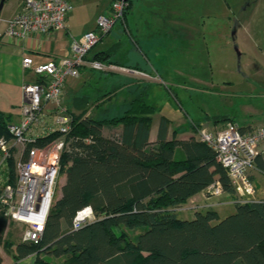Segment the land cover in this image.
<instances>
[{
  "label": "trees",
  "instance_id": "16d2710c",
  "mask_svg": "<svg viewBox=\"0 0 264 264\" xmlns=\"http://www.w3.org/2000/svg\"><path fill=\"white\" fill-rule=\"evenodd\" d=\"M132 4L130 0L126 18ZM87 59L122 65L108 54H88ZM150 88L137 87L121 112L110 118L88 116L87 110L81 115L69 112L61 195L41 240L19 244L15 262L36 255V264H51L50 257L64 258L65 264H264V199L236 201L227 169L198 138L200 123L194 127L197 137L169 139L170 120L162 116L157 140L151 142L153 117L160 110L147 101ZM220 121L233 122L226 117ZM1 136L12 137L2 113ZM61 136L56 131L39 137L28 149ZM179 146L184 157L176 155ZM256 169L264 173V159L257 158ZM5 170V177L15 184L13 160ZM216 182L233 199L235 212L223 218L209 209L190 220L181 218L180 206ZM88 206L94 218L75 229V216ZM7 224L0 205V242Z\"/></svg>",
  "mask_w": 264,
  "mask_h": 264
},
{
  "label": "built area",
  "instance_id": "2783aa9c",
  "mask_svg": "<svg viewBox=\"0 0 264 264\" xmlns=\"http://www.w3.org/2000/svg\"><path fill=\"white\" fill-rule=\"evenodd\" d=\"M129 6L130 0H112L110 13L98 17L95 30L72 39L69 56L49 58L38 65L33 64L31 56L23 60L24 67L32 68L37 79H42L24 85L22 120L8 126L11 139L0 137V205L8 219L26 225L22 237L25 243L41 240L59 189L61 154L67 146L65 135L71 129L72 120L64 103L66 82L69 77L78 78L85 66L110 72L126 69L88 60L87 55L116 25L125 22ZM72 8L71 0H23L21 10L8 20L6 35L9 38L47 35L65 26ZM56 131L62 133L60 138L42 147L28 149L37 138ZM198 138L213 149L218 161L227 169L235 188L236 201L247 203L257 199L252 171L256 169L257 158L264 159V125L249 130L241 129L232 121L220 128L202 126L198 130ZM18 145L22 149L17 156L16 182L12 184L2 171L14 156L13 147ZM205 191L207 198L224 194L218 182ZM93 218L90 206L81 209L74 218V228Z\"/></svg>",
  "mask_w": 264,
  "mask_h": 264
},
{
  "label": "crops",
  "instance_id": "0c3cea01",
  "mask_svg": "<svg viewBox=\"0 0 264 264\" xmlns=\"http://www.w3.org/2000/svg\"><path fill=\"white\" fill-rule=\"evenodd\" d=\"M182 1L133 0L125 22L118 24L89 53V56L108 54L109 59L119 62L123 65L120 67L126 69L113 72L117 73L118 76L114 77L113 80L110 79V81H106L110 77L103 74L95 75L94 78L92 76L94 70L88 66L81 68V74L78 78L69 77L64 93V103L69 112L73 115H79L88 105L90 99L104 93L111 85L113 87L122 86L121 90L134 92L140 85L150 84L151 88L147 101L152 104L150 100L154 91H157L155 88L163 84L162 75L164 68L167 67L168 55L173 54L174 49L178 46V41L181 40L182 42L184 38ZM111 2L112 0H71L73 8L69 12L63 28H57L47 35L32 34L26 38H9L6 35L8 20L21 10L23 0H6L0 16V113L5 116L8 126L22 120V104L25 101L24 85L35 82L38 77L32 68L24 67V58L31 56L33 64L38 65L49 58L59 59L69 56L72 39L80 38L84 33L95 30L98 17L110 13ZM223 19L227 21L225 16ZM131 36L137 40V43L132 40ZM261 95L264 97L263 90ZM154 106L158 107L157 105ZM48 107L51 108L52 106L49 105ZM162 116L166 115L160 111L153 117L151 142L157 140ZM156 117H159V121L156 123L155 135L153 128ZM221 119V117L217 118L219 122H214V119L209 120L211 122L209 127L220 128L224 126L226 122L220 121ZM169 120V139L173 136L179 140L197 137L194 124L198 120L191 119L189 124L177 123L176 125L174 120L171 118ZM231 120L243 130L264 125V120L255 125H240L233 118ZM176 155L184 157L183 149L180 146L176 150ZM257 172H253L252 177L257 186L258 195ZM205 193L204 190L192 197L187 204L180 206L179 213L187 214L188 211L193 210L195 215L196 212H206L213 209L222 217L220 213L222 205L233 202L231 197L226 200L221 198L214 200V198H207ZM257 199H264V197L257 196ZM25 228L26 225L8 219L3 240L0 242L2 264H36V255L22 258L17 262L13 258L17 246L23 243L22 237ZM40 258H45V254H41ZM49 260L51 264H65L64 258L50 257Z\"/></svg>",
  "mask_w": 264,
  "mask_h": 264
},
{
  "label": "rangeland",
  "instance_id": "374dc122",
  "mask_svg": "<svg viewBox=\"0 0 264 264\" xmlns=\"http://www.w3.org/2000/svg\"><path fill=\"white\" fill-rule=\"evenodd\" d=\"M182 8L184 38L178 41L173 54L168 55L163 84L155 88L151 103L174 120L175 125L189 124L194 119L201 127H209V120L216 117H231L240 125L263 122L264 0H183ZM93 72L94 78L102 74L110 77L106 81L118 76L110 71ZM121 87L111 85L104 93L90 99L82 112L87 110L88 116L95 118L117 115L133 92ZM158 121L156 117L155 135ZM20 149V145L13 147L14 156L10 158L16 176ZM0 156L2 159L1 151ZM65 178V173L61 172L55 200L60 197ZM256 178L257 196L264 197V173L258 171ZM217 198L226 200L229 196L223 194L214 200ZM235 210L234 202H229L222 205L220 213L224 218ZM188 212L180 217L193 219L194 211Z\"/></svg>",
  "mask_w": 264,
  "mask_h": 264
},
{
  "label": "water",
  "instance_id": "95a60500",
  "mask_svg": "<svg viewBox=\"0 0 264 264\" xmlns=\"http://www.w3.org/2000/svg\"><path fill=\"white\" fill-rule=\"evenodd\" d=\"M5 3H6V0H0V16H1Z\"/></svg>",
  "mask_w": 264,
  "mask_h": 264
}]
</instances>
